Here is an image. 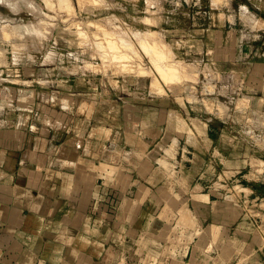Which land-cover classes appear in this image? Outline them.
Instances as JSON below:
<instances>
[{
    "label": "crops",
    "instance_id": "obj_1",
    "mask_svg": "<svg viewBox=\"0 0 264 264\" xmlns=\"http://www.w3.org/2000/svg\"><path fill=\"white\" fill-rule=\"evenodd\" d=\"M173 1L186 54L235 81L264 132V0ZM91 78L0 72V264H264V154L237 136L227 153L225 121L186 104L73 84Z\"/></svg>",
    "mask_w": 264,
    "mask_h": 264
},
{
    "label": "rangeland",
    "instance_id": "obj_2",
    "mask_svg": "<svg viewBox=\"0 0 264 264\" xmlns=\"http://www.w3.org/2000/svg\"><path fill=\"white\" fill-rule=\"evenodd\" d=\"M0 1L1 10L19 9L13 21L0 12V72L8 74L7 84L44 89L86 73L92 83L76 80L77 88L109 90L117 103L139 101L141 96L186 104L191 116L225 121L227 153L238 152L227 144L237 136L240 151L250 155L256 149L264 154L259 139L264 132L256 127V102L246 93L234 99L239 87L235 81L213 74L205 61L186 54L188 42L182 28L188 25V7L174 15L173 0H6L8 5ZM148 44L150 50L145 49ZM152 60H162L170 67V75L180 76L165 80L156 76L155 80ZM220 143L217 139L213 148ZM173 147L163 146L165 151Z\"/></svg>",
    "mask_w": 264,
    "mask_h": 264
},
{
    "label": "bare ground",
    "instance_id": "obj_3",
    "mask_svg": "<svg viewBox=\"0 0 264 264\" xmlns=\"http://www.w3.org/2000/svg\"><path fill=\"white\" fill-rule=\"evenodd\" d=\"M1 2V1H0ZM9 30V29H8ZM6 32V31H5ZM120 36V35H119ZM95 37H97V36H95ZM122 38H123V36H122ZM135 38V37H134ZM117 39V38H116ZM142 39H140L139 41L140 42H142L143 41V43H144V41H148V40H142ZM127 41V40H126ZM136 41V40H135ZM127 42H129V41H127ZM99 43V42H98ZM109 43H111L110 45H112V42H109ZM119 43V42H118ZM147 43H145V45H146ZM122 45V44H121ZM144 45V44H143ZM117 46V45H116ZM130 46V45H129ZM150 47L151 46H149V44H148V46H147V48H145V49H149L150 50ZM99 48V47H98ZM120 48V47H119ZM123 49V48H122ZM128 49V48H127ZM148 50V51H149ZM125 51V50H124ZM131 51V50H130ZM136 51H137V48H136ZM127 52V51H126ZM132 53V52H131ZM122 54V53H121ZM127 54V53H126ZM126 54H124V56H128V55H126ZM131 55V54H130ZM135 55V54H134ZM133 55V56H134ZM140 55V54H139ZM118 56V55H117ZM132 56V57H133ZM112 57H114V56H112ZM110 58V57H109ZM128 58V57H127ZM135 59V58H134ZM141 59H143V58H141ZM156 59V58H155ZM115 62V61H114ZM138 62V61H137ZM144 63V62H143ZM152 63H154V65H155V67H154V65H152L154 68H153V70H154V73H155V80L157 79L156 78V76L159 78V79H162V80H165V79H168V78H170V76L174 79L175 77H178V76H180V75H178L177 74V72L175 73V75L173 74H171L170 75V67H168L167 65H166V63H164V62H162V60H155V61H153L152 60ZM156 63H158V64H162L163 65V67H161V68H159V66L156 64ZM137 64H139V63H137ZM161 65V66H162ZM142 66V65H141ZM143 67H145L146 68V66H143ZM150 67V66H149ZM176 68H178V67H176ZM147 70V69H146ZM150 71V70H149ZM180 71V70H179ZM148 71H146V73H147ZM145 73V74H146ZM152 73H153V71H152ZM148 74H150V72H148ZM158 79V80H159ZM158 80H157V82H158ZM156 82V83H157ZM159 83V82H158ZM163 84V83H162ZM162 163V162H161Z\"/></svg>",
    "mask_w": 264,
    "mask_h": 264
},
{
    "label": "water",
    "instance_id": "obj_4",
    "mask_svg": "<svg viewBox=\"0 0 264 264\" xmlns=\"http://www.w3.org/2000/svg\"><path fill=\"white\" fill-rule=\"evenodd\" d=\"M209 121L216 122V120H214L213 118H209Z\"/></svg>",
    "mask_w": 264,
    "mask_h": 264
}]
</instances>
